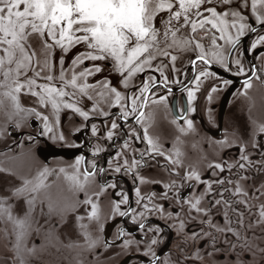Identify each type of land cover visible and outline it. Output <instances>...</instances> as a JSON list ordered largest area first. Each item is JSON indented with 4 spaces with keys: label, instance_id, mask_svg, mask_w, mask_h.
Masks as SVG:
<instances>
[{
    "label": "flooded vegetation",
    "instance_id": "flooded-vegetation-1",
    "mask_svg": "<svg viewBox=\"0 0 264 264\" xmlns=\"http://www.w3.org/2000/svg\"><path fill=\"white\" fill-rule=\"evenodd\" d=\"M245 11L250 16V2ZM249 23L256 27L257 33L264 34V28L256 25L254 20H249ZM257 33L242 38L232 54L233 59L239 55L245 74L235 75V69L226 72L217 65L211 66L209 70L215 75L202 78L191 104L194 111H187V90L194 88L193 69L189 61L192 53L178 56L175 72L169 61H165L168 67L163 70L169 77L168 87L172 92L169 94L166 88L153 89L155 95L149 94L148 106L143 109L145 116L140 123L131 116L125 122L120 117L118 107L110 108L104 102L99 103V109L108 111L109 116H101L99 111L91 112L94 101L87 97L78 104L89 112L87 121L71 110L61 109L54 133L63 135L64 141H53L43 136L46 142L66 154L47 163L39 160L32 163V180L45 168L49 175L44 180L45 186L32 192L31 205L25 201L19 203L11 200L12 219L9 223L14 230L5 224L7 215H0V264H151L154 258L144 253L146 244L153 238L159 241L152 246L158 256L157 264H264V221L259 215L264 208V132L259 131L264 126V45L255 51L250 49ZM111 68L110 63H105L103 71L90 77L89 82L107 79L117 90L122 93L127 91L130 96L133 92L138 93L141 79L147 80L150 75L159 77L158 72L144 73L125 90L120 83V75ZM246 79L251 81L248 89L244 88ZM224 80L230 83L225 85ZM213 87L218 91L212 92ZM160 96H166V101L151 103V99L158 100ZM50 113L48 107L44 114L50 116ZM182 116L192 121L191 130L187 129ZM35 118L32 116V120ZM37 120L43 132V125ZM113 121L122 127L115 130L113 139L109 141L106 133ZM93 125L97 127L96 136L92 135ZM33 127L34 130L24 131L26 136L18 143L6 139V145L2 141L0 155L12 152L10 147L15 146L16 149L17 146L20 153L21 149H30L37 160L36 149L46 146L41 145L38 126L35 124ZM130 129H135L139 139H129L125 135ZM145 129L163 155L145 156L131 173L123 169L120 173L113 171L117 152H122L120 163L127 159L131 165L133 158H140V153L147 148V143L143 142ZM125 139H129L130 146L122 150ZM96 148L101 151L93 156ZM241 148L247 160L241 159ZM77 157L84 158L79 165L78 179L81 182H84L85 169L97 173L89 177L83 189L66 179V176L75 174L73 165ZM92 163L97 165L95 170L91 167ZM215 164H221L224 171L209 167ZM240 164H244V167H239ZM229 166H232L231 170ZM61 168L65 171L61 172ZM101 168L105 170L103 173L99 171ZM192 172L198 174L202 182L184 179L185 174ZM138 176L143 178V183ZM218 179L231 183L217 184L215 181ZM5 182H10L6 187L9 188L15 186L17 181L0 178V187L3 186L0 203L4 206ZM108 184H114L115 187H107ZM173 184L171 190L166 187ZM209 184L211 194L206 195ZM102 185L105 186L103 191ZM237 186L242 195L232 194ZM137 188L140 196L145 198L141 204H137ZM224 189L229 190L224 193V199L231 204V208H226L223 203L213 207ZM165 192L166 198L163 195ZM118 193L128 197L127 204H120L121 211L129 212L127 216L113 212L114 204L122 199ZM148 197H151V203ZM196 197L201 198L199 207L208 210L207 217L195 211L190 212L189 205L183 203ZM87 199L91 203H84ZM92 204L97 206L98 219L88 218ZM144 204L149 207L159 205L164 209L163 213H146L144 222L148 227L158 230L157 236L152 232L145 235L146 230L139 228L141 218L138 213L144 211ZM13 207L20 209L15 210ZM225 212L232 221L230 225L225 223ZM169 213L172 215L169 216ZM240 214L242 226L237 223L241 219ZM133 215L137 216L135 223ZM25 218L32 221L28 222L32 223L29 241L24 240L26 233L16 224ZM206 220H211L213 225L221 228L230 226L236 234L217 232L204 222ZM120 230L127 235L118 238ZM85 233L89 237L87 241ZM193 233H198L199 238L194 240ZM18 234L21 237L19 243ZM125 241L132 243L125 247ZM90 242H95L94 246L90 247Z\"/></svg>",
    "mask_w": 264,
    "mask_h": 264
},
{
    "label": "snow or ice",
    "instance_id": "snow-or-ice-1",
    "mask_svg": "<svg viewBox=\"0 0 264 264\" xmlns=\"http://www.w3.org/2000/svg\"><path fill=\"white\" fill-rule=\"evenodd\" d=\"M248 8L249 0H0V107L7 101L16 114L24 113L25 117L34 114L42 121L41 134L60 142H63L65 137L57 136L54 133V126L59 124L61 109L71 110L85 121L89 119V112L78 106L84 97L94 101L91 112L99 111L101 116H109L108 111L99 109V103L104 102L110 108L118 107L120 117L125 122L131 116L140 123L145 116L143 109L148 106L149 94L155 95L153 89L166 88L169 94L172 92L168 87L169 77L163 69L168 67V64H165L168 60L172 71H176L175 62L178 57L174 53L179 51L193 54L189 57V61L193 69L194 88L187 90L189 105L187 111H194L191 104L195 99V91L199 90V85L202 83V78L215 75L209 70L211 66L217 65L226 72L235 69L233 73L235 75L245 74L239 55L237 54L233 59L232 54L242 38L247 34L257 33L256 27L250 25L249 20H254L256 25L264 28V0H250V16L245 11ZM261 45H264V34L257 33L250 44V49L255 51ZM73 48L82 50L77 52L66 68L65 55ZM57 49L63 54L59 59L58 73L54 60ZM104 63H110L112 69L120 75V83L125 90L129 89L135 78L144 73L158 72L159 77L150 75L147 80L141 79L138 93L133 92L129 96L127 91L122 93L107 79L98 80L96 83L89 82L90 77L103 71ZM198 65L201 67L197 72ZM223 83L227 85L230 81L224 80ZM250 87L251 81L246 79L244 88ZM211 91L215 92L218 89L213 87ZM21 95L36 97L40 107H50L51 122L49 115L22 107ZM210 98L211 93H209ZM165 101L166 96H160L158 100L151 99L152 104ZM181 119H184L187 129L191 130L192 121L183 116ZM16 127L19 128L20 124L17 123ZM118 127L122 126L116 121L111 123L106 133L107 140L113 139ZM181 131L183 132L184 129ZM259 131L264 132V126ZM96 134L97 127L93 125L92 135L96 136ZM125 135L129 139H139L135 129H130ZM129 139L124 140L121 145L122 150L129 148ZM143 142L147 143V148L140 153L139 159H132L131 165L127 159L120 163L122 152L115 153L116 165L112 170L120 173L123 169L131 173L141 164L145 156L163 155L159 147L148 137L146 129ZM100 151V148H96L93 156L98 155ZM243 153L244 149L241 148V159L247 160ZM83 159L77 157L73 165L75 174L71 177L66 176V179L72 180L80 189H83L89 177L97 174L95 171L85 169L84 182L78 179L79 165ZM109 166L112 167L111 160ZM91 167L95 170L97 165L92 163ZM209 167L224 171L221 164L209 165ZM231 167L229 166V170ZM239 167L243 168L244 164H240ZM60 171L65 170L61 168ZM99 171L103 173L105 170L101 168ZM48 175L47 168L39 171L34 180H24L23 187L18 188L14 195L19 196L26 190L33 193L39 191L45 186L44 180ZM137 178L144 182L142 177ZM184 179L201 181L200 176L195 172L185 174ZM215 183L223 185L231 181L218 179ZM29 185L32 186L30 189ZM106 186L115 187L114 184ZM173 186L174 184L166 187L171 190ZM104 187L101 186V191ZM227 191L229 190L224 189L219 193L220 199L215 201L213 207L223 203L226 208H231V204L224 199V193ZM136 194L137 204H141L145 198L140 196L138 188ZM205 194H211L210 184ZM232 194L243 193L237 186ZM118 195H121L122 199L114 204L113 212L127 216L129 212L121 211L120 204H127L128 197L122 193ZM163 195L166 198L167 192ZM147 199L151 203V197ZM84 203L89 204L91 200L87 199ZM183 203L189 205L190 212L195 211L205 217L209 214L208 210L199 207L200 197L185 200ZM143 207L144 211L138 213L141 218L139 228L146 230L145 235L147 232H152L157 236L158 230L148 227L144 222L147 219L146 213H163L164 209L159 205L149 207L148 204H144ZM5 214L9 220L12 219L10 210L0 203V215ZM171 215L172 213H169V216ZM240 215L241 219L237 223L242 226V214ZM259 215L264 221V208ZM88 218L98 219V209L95 204H92ZM132 220L134 223L137 222V216L133 215ZM224 220L227 225L232 223L227 212ZM204 222L217 232L233 233L230 226L221 228L213 225L211 220ZM16 224L19 228L23 227L22 221H17ZM125 235L127 234L120 230L118 238ZM20 238L18 234V243ZM192 238L194 240L199 238V234L193 233ZM85 240H89L87 233ZM158 242L153 238L146 244L144 254H151L154 258L151 264H157L158 256L152 250V246ZM94 243L90 242L89 246H94ZM131 243L125 241L124 246L127 247Z\"/></svg>",
    "mask_w": 264,
    "mask_h": 264
},
{
    "label": "rangeland",
    "instance_id": "rangeland-1",
    "mask_svg": "<svg viewBox=\"0 0 264 264\" xmlns=\"http://www.w3.org/2000/svg\"><path fill=\"white\" fill-rule=\"evenodd\" d=\"M249 2H250V0H249ZM225 10H227V9H225ZM38 47L39 46L37 44V49H38ZM81 50L82 49H80V48H73L71 51H69L65 55V67L66 68L71 64L72 58L77 54L78 51H81ZM174 54L177 55V57H178L179 55H183V52L177 51ZM61 55H63V54L59 51V49H57L55 52V56H54L57 73H58L59 67H60L59 59H60ZM166 61H168V60H166ZM104 66H105V63H104ZM20 104L24 108L35 109L36 111L41 112L43 115H45L44 113H45V110L47 109L44 107H40L37 98L33 97L31 95H21L20 96ZM13 112L14 111L11 107V104L7 101L4 103V105L2 107H0V145H1V143L5 142V140L7 139V128L10 124H13L16 126L17 123H19L20 127L18 129L24 130V129H27V127H28L27 122L29 121V118H31L32 116H35L33 114L31 116L25 117V114L21 113L22 116L19 115V117H18V116H16L18 114L15 113L14 117H13L11 114ZM8 115H9V117H8ZM40 122L42 123L41 120H40ZM21 151H22V153H20L19 155H13L11 152L6 153L4 155H0V178L1 177L12 178V179H15L17 181V182H15V186H12L9 188H6V187L9 185L10 182L6 183L7 182L6 181L4 184V189L6 188V191L4 192V194H5L4 199H5V205H6L5 207L8 208L9 210L11 209V203H12L11 200L19 201V203H21L22 201H25L31 205L30 201H31L32 192L26 190L23 194H21L19 196L14 195V193L16 192V190L18 188L23 187V181L24 180H32V163L37 161L35 159V157L32 156V151L30 149H28V150L21 149ZM31 187L32 186L29 185V189ZM1 190H3V186L0 187V191ZM13 209L17 210L20 208H14L13 207ZM4 219H5V224L7 226H9L10 229L14 230V228L12 226H10L8 217H5ZM19 220H21V219H19ZM29 221H31L29 218H25L22 221L23 227L21 230H23L22 231L23 233H26V239H24L26 241L31 240V239H29L28 235L32 231V223L29 224L28 223Z\"/></svg>",
    "mask_w": 264,
    "mask_h": 264
},
{
    "label": "water",
    "instance_id": "water-1",
    "mask_svg": "<svg viewBox=\"0 0 264 264\" xmlns=\"http://www.w3.org/2000/svg\"><path fill=\"white\" fill-rule=\"evenodd\" d=\"M11 114L14 117L15 112H13ZM9 115H8V117H9ZM19 115L22 116L21 113L18 114V115H16V116L19 117ZM27 124H28V127H27V129H24V130H19L15 125L10 124L8 126V128H7V139H10L13 142H17L18 143V141L20 139H22V138H24V136H26V133L24 131L32 130V128L34 130V127L33 126L36 124L38 126V130H39V136H40L39 139L42 142L41 145L46 146L45 148H40L39 147V148L36 149L35 156L37 157V161L39 160V161H41L43 163H47L50 160L59 159L62 156H64V154H66L65 152H62V150L56 149V147L54 145L46 142V139L41 134L42 133V129L38 125V120L36 118L33 119V120H32V117L29 118V121L27 122ZM17 143H16V145H17ZM7 144H8V142L6 143V145ZM10 150L12 151L11 153L13 155H19L20 154V151L18 150V147L17 146H16V149H15V146L10 147ZM24 150H28V148H25Z\"/></svg>",
    "mask_w": 264,
    "mask_h": 264
}]
</instances>
